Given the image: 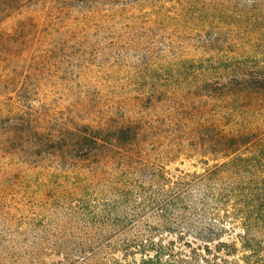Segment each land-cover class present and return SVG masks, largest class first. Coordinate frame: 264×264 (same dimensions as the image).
Segmentation results:
<instances>
[{
	"label": "rangeland",
	"instance_id": "rangeland-1",
	"mask_svg": "<svg viewBox=\"0 0 264 264\" xmlns=\"http://www.w3.org/2000/svg\"><path fill=\"white\" fill-rule=\"evenodd\" d=\"M0 5L16 7L0 17V102L14 95L3 88L14 77L35 93L31 102L42 129L133 124L138 132L130 150L136 162L107 150L93 164L69 152L0 157V264L81 261L88 255L81 247H103L102 235L115 239L108 227L88 223L87 215L118 199L115 180L127 183L120 189H131L135 199L132 185L139 180L140 191L157 188L149 182L154 169L167 183L187 174L198 180L216 163L198 150L216 128L260 125L264 132V89L240 99L220 94L231 74L264 72V0H0ZM203 183L207 187L191 186L193 202L218 186L214 179ZM208 203L206 223L219 240L202 241L187 232L182 238L208 262L212 254L203 253L205 245L218 255V264H241L248 252L241 247L240 221L231 217L229 202L221 208ZM167 229L160 228L154 239L172 240L175 251L188 254L183 240ZM255 233L264 245V216ZM140 257L138 250L129 256Z\"/></svg>",
	"mask_w": 264,
	"mask_h": 264
},
{
	"label": "trees",
	"instance_id": "trees-1",
	"mask_svg": "<svg viewBox=\"0 0 264 264\" xmlns=\"http://www.w3.org/2000/svg\"><path fill=\"white\" fill-rule=\"evenodd\" d=\"M14 9L16 7L11 5H0V17ZM17 81L10 77L3 83V88L11 89L14 95L7 97L9 102H0V157L11 155L14 160H23L28 155L38 156L43 152L53 155L59 152V157L69 152L75 156V160L91 161L93 164L96 160L92 159L107 150L119 160L136 162L130 151L138 139L133 124L104 127L76 124L72 129H57V133L49 127L42 129L31 102L35 93L27 89L24 81ZM221 85V95L240 99L264 89V72L260 69L236 72ZM198 150L212 154L216 161L206 174L198 176V180H193L191 177L194 176L187 174L167 183L165 177L154 169L149 172V182L157 188L140 191L138 187L143 183L139 180V185H132L137 199L132 196L131 189H120L121 184L126 186L127 183H123L115 174L113 181L118 178L115 180L118 199L101 203L97 207L99 213L94 210L87 213L88 223L108 227L110 233H115V239L102 235L103 247L90 245L87 250L81 247L79 250L88 251V255L73 264L206 263L207 258L200 254L199 248L190 246L182 236L187 232L202 241L219 240V237L214 238L218 233L213 224L206 223V214L210 209L208 201L215 203L217 208L226 207V202H229L231 217L240 221L241 247L248 252L242 257L241 264H264V245L255 235L264 216V132L260 125L237 130L216 128L209 143H203ZM219 157L226 160L218 162ZM117 170H121L120 166ZM141 170L150 169L143 167ZM213 179L218 186L207 189L198 202H193L191 186H206L203 182ZM148 219L154 223H149ZM164 227L183 240L188 254L181 249L175 251L172 240L164 242L154 239L153 234ZM215 247L218 249L219 246ZM135 250L140 252L139 260L129 258ZM116 251L121 253L120 258L114 257ZM202 251L207 255L212 254L213 262L208 264H218V255L212 253L210 248L205 245Z\"/></svg>",
	"mask_w": 264,
	"mask_h": 264
}]
</instances>
